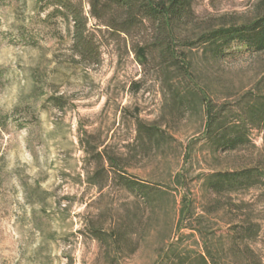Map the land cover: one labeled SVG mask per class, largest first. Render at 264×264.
I'll list each match as a JSON object with an SVG mask.
<instances>
[{
  "label": "rangeland",
  "instance_id": "1",
  "mask_svg": "<svg viewBox=\"0 0 264 264\" xmlns=\"http://www.w3.org/2000/svg\"><path fill=\"white\" fill-rule=\"evenodd\" d=\"M260 7L262 0H195L194 33L241 24ZM42 8L37 0H0V264H158L176 240L182 248L203 244L190 226L230 261L219 236L239 220L234 204L256 193L212 194L202 174L264 169L262 133L252 130L238 150L213 152L201 139L202 110L164 108L159 81L144 77L130 47L109 38L100 64L77 63L71 26ZM194 57L200 83L219 102L264 89V53ZM139 121L162 130L160 148L143 150ZM105 150L164 191L151 208L119 186L88 181ZM253 217L264 226L257 207ZM254 246L264 257V232Z\"/></svg>",
  "mask_w": 264,
  "mask_h": 264
},
{
  "label": "trees",
  "instance_id": "2",
  "mask_svg": "<svg viewBox=\"0 0 264 264\" xmlns=\"http://www.w3.org/2000/svg\"><path fill=\"white\" fill-rule=\"evenodd\" d=\"M37 2L43 6L42 9L51 7L49 16L61 17L69 28L71 26V48L77 63L100 64L109 38L130 47L144 77H155L159 81L164 108L170 107L181 114L197 108L202 110L204 125L201 139L213 152L235 151L249 144L252 130H258L264 138V89L248 92L235 102H219L200 83L194 68V56L199 50L213 59L231 61L264 53V7L241 24L209 27L194 33L195 0ZM92 20L95 23L90 25ZM141 82L143 78L136 83L137 90L143 88ZM138 129L147 136L143 148L146 153L153 146L161 147V140L165 137L162 130L141 121ZM96 156L97 163L88 173L91 184L100 188L110 184L119 186L142 198L149 208L164 193L149 182L137 180V176L124 166L122 156L112 155L106 150L97 152ZM96 178L103 182H97ZM202 185L206 191L216 195L239 191L256 193L254 200L234 204L235 211L240 212L239 220L219 236L221 244L229 245L233 257L228 262L223 260L219 253L221 248L214 246L200 228L190 226L198 231L203 244L197 241V248H182L181 242L176 240L158 264H264V257L254 246L262 236L264 226L262 219L253 217L256 207L264 214V169L253 165L205 172ZM90 229L94 238L106 240V231ZM121 235L120 232L118 236Z\"/></svg>",
  "mask_w": 264,
  "mask_h": 264
}]
</instances>
